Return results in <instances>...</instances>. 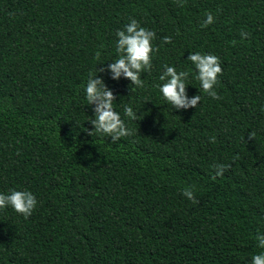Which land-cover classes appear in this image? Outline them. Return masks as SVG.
I'll use <instances>...</instances> for the list:
<instances>
[{"label": "trees", "instance_id": "1", "mask_svg": "<svg viewBox=\"0 0 264 264\" xmlns=\"http://www.w3.org/2000/svg\"><path fill=\"white\" fill-rule=\"evenodd\" d=\"M206 12L214 23L202 28ZM133 18L159 49L140 88L107 70ZM197 52L219 57L221 99L195 79ZM164 65L189 73L197 108L165 101ZM90 72L131 132L115 143L88 134ZM216 164L230 168L213 180ZM10 190L37 207L28 219L0 211V264H251L264 252V0H0V193Z\"/></svg>", "mask_w": 264, "mask_h": 264}, {"label": "clouds", "instance_id": "2", "mask_svg": "<svg viewBox=\"0 0 264 264\" xmlns=\"http://www.w3.org/2000/svg\"><path fill=\"white\" fill-rule=\"evenodd\" d=\"M179 6L183 7L181 2ZM206 19L202 22L201 27L207 28L214 23V17L211 12L205 13ZM242 39H247L249 33L241 32ZM117 43L115 46L118 58L108 65V69L112 74L113 80H119L124 77L131 82V86L135 88L143 87L141 74L150 72L152 69V53L159 51L158 48H153L152 41L156 38L155 32L141 27L136 19H130V23L126 24L123 30L116 33ZM164 44L172 43V38L165 36ZM235 43V41H233ZM101 53L96 52L95 58L99 60ZM188 61L194 65L196 70L195 79L199 81L202 91L212 99H221L218 93L214 90L218 84V77L223 74L219 57L207 53H191L188 56ZM164 71L159 76L160 81L164 83L158 85L159 91L165 101L170 104L176 111L181 109L197 108L201 101V96L196 95L189 99L186 89L189 73L186 71L177 72L174 67L164 65ZM97 71V69H96ZM106 71L105 68H100L99 72ZM98 72V71H97ZM98 75L89 73V78L85 85V95L88 105L95 106L94 119H91V124L94 131L88 132L90 136L93 133H99L111 138L115 143L123 137L131 135V132L126 127L124 120L120 114L113 108V102L116 97L109 90L102 79L97 78ZM124 115L129 119L136 120L137 114L133 112L131 106L124 107ZM255 132L248 134L249 139L255 138ZM211 143H215V137L210 138ZM230 168V165L216 164L215 174L211 177L216 180L217 177H223L224 172ZM182 195L193 204H199L195 199V194L192 187H187L182 191ZM11 207L17 214L28 219L37 207L36 197L27 190H10L9 194L0 193V211ZM257 246L264 249V234H257ZM251 264H264V252L256 254L251 259Z\"/></svg>", "mask_w": 264, "mask_h": 264}]
</instances>
